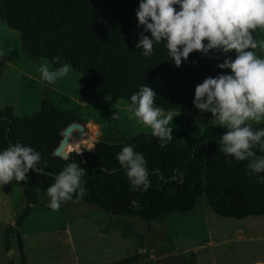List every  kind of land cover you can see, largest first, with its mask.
Wrapping results in <instances>:
<instances>
[{"label": "trees", "instance_id": "16d2710c", "mask_svg": "<svg viewBox=\"0 0 264 264\" xmlns=\"http://www.w3.org/2000/svg\"><path fill=\"white\" fill-rule=\"evenodd\" d=\"M139 3L140 0H0V20L19 33L24 55L46 59L55 68L62 63L74 67L82 76V92L97 91L130 102L131 95L145 85L157 94L158 107L181 105L189 112L204 114L193 105L197 78L214 71L225 58L234 59L235 53L193 52L177 67L161 42L154 43L151 56H143V50L136 52L132 47L143 32L135 14ZM253 35L256 38V31ZM57 55L61 60L53 63ZM1 76L0 62V80ZM74 121L78 119L72 111L56 108L47 97L41 98L39 109L31 116L0 108V151L20 141L43 157L41 174L29 170V180L22 184L24 212L3 234L5 252L11 250L10 235H15L21 264H26L19 232L23 219L31 212L38 192L46 193L71 162L85 169L82 180L87 194L81 202L115 216H133L150 223L171 213L187 215L202 198L223 218L241 220L264 215V182H258L264 173L251 174L248 161L238 162L220 152L218 140L224 128L208 126L188 143L171 140L164 147L151 133L139 132L123 144L99 139L94 149L82 152L94 142L79 134L85 132V126H68ZM252 125L261 128L264 122ZM64 134L69 135V141ZM61 140L64 144L60 152H69V142V148H83L82 153L73 149L66 159L54 155ZM124 146H132L143 155L150 181L147 191H130L131 185L116 159ZM254 151L264 155L258 149ZM133 200L139 201V208L133 209ZM125 260L128 258L121 261Z\"/></svg>", "mask_w": 264, "mask_h": 264}, {"label": "rangeland", "instance_id": "374dc122", "mask_svg": "<svg viewBox=\"0 0 264 264\" xmlns=\"http://www.w3.org/2000/svg\"><path fill=\"white\" fill-rule=\"evenodd\" d=\"M256 39L264 41V30H256ZM137 43L132 47L139 52L142 49L135 48ZM255 51L264 57V51ZM45 60L24 55L19 33L0 20V108L31 116L39 109L41 98L47 97L56 108L72 111L76 122L85 126V132L79 134L94 143L105 139L123 144L139 132L151 133L136 120L128 119L126 101L97 91L82 92V76L72 66L69 75L55 84L43 81L37 69ZM49 66L55 68L50 63ZM219 74H230V70L207 71L197 78V84ZM164 111L173 114L168 126L173 128L171 140L176 144L192 141L215 124L207 113L198 115L181 105L166 107ZM115 112L120 114L118 120L111 119ZM72 149L80 154L83 148ZM22 184L23 181L13 180L0 186V264H21L15 235H10L9 253L3 249V234L26 208ZM48 203L46 193L38 192L31 212L19 228L26 264L264 262V215L241 220L223 218L203 198L187 215L171 213L150 223L133 216H115L81 201L62 202L58 211L50 209ZM125 258L128 260L121 261Z\"/></svg>", "mask_w": 264, "mask_h": 264}, {"label": "clouds", "instance_id": "9594fccd", "mask_svg": "<svg viewBox=\"0 0 264 264\" xmlns=\"http://www.w3.org/2000/svg\"><path fill=\"white\" fill-rule=\"evenodd\" d=\"M135 14L138 26H143L135 48H141L145 57L151 56L154 43L161 42L177 67L193 52L235 53L234 59L225 58L217 65L230 70V74L205 78L195 86L193 105L201 113H210L214 126L225 129L218 140L220 152L238 162L248 161L251 174L264 173V155L254 151L264 153V127L252 125L264 120V57L255 51H264V41H257L253 35L257 29L264 30V0H140ZM60 60L59 55L53 57V63ZM37 71L43 81L55 84L72 69L68 63L50 68L45 60ZM156 95L142 85L125 103L124 111L128 119L149 129L164 147L173 137V128L168 126L173 114L155 105ZM119 118L118 112L111 117ZM42 159L40 152L20 141L6 147L0 151V186L13 180L27 183L29 170L41 174ZM116 159L131 185L130 191H147L150 181L143 155L132 146H124ZM84 175L85 169L78 163H68L46 189L47 206L58 211L62 202H80L87 194ZM258 182H264V176ZM131 206L139 208V201H131Z\"/></svg>", "mask_w": 264, "mask_h": 264}, {"label": "water", "instance_id": "95a60500", "mask_svg": "<svg viewBox=\"0 0 264 264\" xmlns=\"http://www.w3.org/2000/svg\"><path fill=\"white\" fill-rule=\"evenodd\" d=\"M71 124H78V125H81V124H79L78 122L74 121V122H71L68 126H70ZM90 125L93 126L94 123H91ZM68 126H67V127H68ZM67 127L64 128V129L62 130V132H63L64 130H66ZM62 132H61V133H62ZM63 144H64V141H63V140L59 141V145H58V146L56 147V149L54 150V155H58V156H60V157L66 159V158H68L70 152H67V153H65V152H63V151L60 152V151L62 150V148H63ZM94 147H95V143H93V145L91 146V148H89V149H85V150H83L82 152H84V151H91L92 149H94ZM82 152H81V153H82ZM9 253H10V251H9Z\"/></svg>", "mask_w": 264, "mask_h": 264}, {"label": "bare ground", "instance_id": "6f19581e", "mask_svg": "<svg viewBox=\"0 0 264 264\" xmlns=\"http://www.w3.org/2000/svg\"><path fill=\"white\" fill-rule=\"evenodd\" d=\"M78 131H79V130H78V129H76V130H75V133H76V134H78V133H79ZM67 135H68V134H64V136H65L66 138H67ZM67 145H69V142H67ZM66 149H67L68 151H71V150H73L72 148H70V149H69V147H68V146H66Z\"/></svg>", "mask_w": 264, "mask_h": 264}, {"label": "crops", "instance_id": "0c3cea01", "mask_svg": "<svg viewBox=\"0 0 264 264\" xmlns=\"http://www.w3.org/2000/svg\"><path fill=\"white\" fill-rule=\"evenodd\" d=\"M247 218V217H246ZM256 264H264V262H257Z\"/></svg>", "mask_w": 264, "mask_h": 264}]
</instances>
